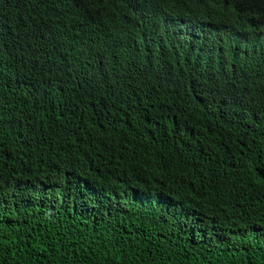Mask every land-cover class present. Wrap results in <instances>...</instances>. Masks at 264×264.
Listing matches in <instances>:
<instances>
[{
	"label": "trees",
	"instance_id": "16d2710c",
	"mask_svg": "<svg viewBox=\"0 0 264 264\" xmlns=\"http://www.w3.org/2000/svg\"><path fill=\"white\" fill-rule=\"evenodd\" d=\"M0 264H264V0H0Z\"/></svg>",
	"mask_w": 264,
	"mask_h": 264
},
{
	"label": "clouds",
	"instance_id": "9594fccd",
	"mask_svg": "<svg viewBox=\"0 0 264 264\" xmlns=\"http://www.w3.org/2000/svg\"><path fill=\"white\" fill-rule=\"evenodd\" d=\"M205 20H203L202 22H204ZM182 32V33H181ZM180 35H183L184 34V31H180L179 33Z\"/></svg>",
	"mask_w": 264,
	"mask_h": 264
},
{
	"label": "water",
	"instance_id": "95a60500",
	"mask_svg": "<svg viewBox=\"0 0 264 264\" xmlns=\"http://www.w3.org/2000/svg\"><path fill=\"white\" fill-rule=\"evenodd\" d=\"M182 33V32H181Z\"/></svg>",
	"mask_w": 264,
	"mask_h": 264
}]
</instances>
